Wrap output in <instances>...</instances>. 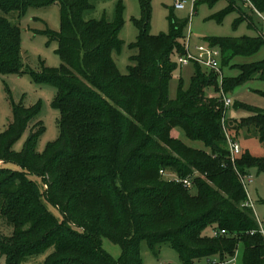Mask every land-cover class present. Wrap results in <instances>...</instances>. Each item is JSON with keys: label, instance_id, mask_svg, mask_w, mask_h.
Returning <instances> with one entry per match:
<instances>
[{"label": "trees", "instance_id": "obj_1", "mask_svg": "<svg viewBox=\"0 0 264 264\" xmlns=\"http://www.w3.org/2000/svg\"><path fill=\"white\" fill-rule=\"evenodd\" d=\"M227 1L229 10H239L240 0ZM90 2L0 0V76L27 74L33 83L54 88L51 107L59 113L58 138L38 153L44 132L36 121L40 104L11 103V122L0 133V220L10 233H0V257L21 264L51 250L43 264H142L145 243L153 255L162 246L174 250L179 264H211L234 260L242 245V264H264V237L241 181L253 167L264 173V158L242 152L232 163L224 132L237 142L241 130H255L264 144V110L247 108L250 117L226 121L222 98L205 94L209 88L219 91L217 75L198 65L188 88L180 84L170 99L172 56L184 54L182 27L170 17L169 32L152 36L147 0H139L141 16L133 20L138 34L129 45L135 54L121 75L113 54L122 47V6L112 23L84 21ZM250 2L264 11V0ZM55 4L60 30L41 34L57 43L61 64L25 69L21 30L9 16L19 21L29 9ZM207 42L220 50L221 66L264 46L261 37ZM233 67L240 76L223 78V93L254 77L264 80V60ZM29 127L23 149L14 152ZM174 129L205 150L174 138ZM32 176L41 179L43 191ZM46 204L58 210L60 220ZM103 238L120 247L118 260L103 251Z\"/></svg>", "mask_w": 264, "mask_h": 264}, {"label": "rangeland", "instance_id": "obj_2", "mask_svg": "<svg viewBox=\"0 0 264 264\" xmlns=\"http://www.w3.org/2000/svg\"><path fill=\"white\" fill-rule=\"evenodd\" d=\"M150 7L149 33L152 36L167 34L170 29L169 18L172 17L182 27V35L188 41V48L191 52L197 47H208L207 39L219 38H257L264 40V11L258 12L250 3H237L239 10H229L227 0H199L192 13L191 5L183 10H175L174 0H147ZM190 1V0H185ZM119 3L122 6L121 18L123 25L119 33L122 42L120 52L113 54L116 67L121 75L127 74L130 65L129 58L135 51L129 49V45L137 38L138 30L133 20L141 16L139 0H91V8L82 13L84 21H101L112 23L116 19V9ZM242 14L248 19L242 18ZM9 20L17 24L21 30V60L23 67L34 72H39L41 64L48 68H58L61 60L57 54L58 45L48 39L42 31L49 30L59 32L60 30V8L58 4L43 8H32L17 21L16 16L10 15ZM184 44L183 40L181 41ZM184 46V45H183ZM177 57L172 56V62L176 64ZM264 60V46L250 57H236L228 66H221V76L217 75V87L205 91L207 97L221 98V78L236 79L240 71L234 65L249 64ZM193 65L179 66L172 73L169 82L168 95L174 99L177 89L182 84L187 89L190 78L193 74ZM203 70H207L202 68ZM231 101V105L225 108L224 119L226 121H240L250 117L252 114L247 108L264 110V80L254 77L245 80L224 93ZM55 98V89L49 86L37 85L32 82L27 74L0 76V133H3L11 122V103L21 104L28 108L37 103L40 104V113L36 121H40L44 132L39 138L36 151L42 153L46 146L56 141L59 135L58 120L59 113L51 107ZM32 125V124H31ZM30 127L24 132L21 138L13 145L14 152H20L29 135ZM172 136L182 141L188 147L205 150L200 142L188 140L180 129H174ZM237 142L241 153L248 152L253 157L264 158V144H262L255 130L250 132L241 130L237 134ZM3 168L18 171L19 168L13 164H5ZM250 182L245 180L244 187L247 198L253 206L255 217L260 224L261 233L264 237V173L259 172L256 167L249 170ZM43 191V183L40 178L30 177ZM168 180V175L163 177ZM49 211L57 218L61 215L56 208L46 204ZM0 220V233L9 236L6 227H3ZM207 236L213 235V231L207 229ZM101 247L112 259L118 260L121 256V249L108 239L101 240ZM142 264H179L177 254L167 246H162L157 255H153L145 243L140 247ZM51 250L34 258L28 259L21 264H43ZM243 247L239 245L235 253V264L243 263ZM0 264H7L3 257H0Z\"/></svg>", "mask_w": 264, "mask_h": 264}, {"label": "built area", "instance_id": "obj_3", "mask_svg": "<svg viewBox=\"0 0 264 264\" xmlns=\"http://www.w3.org/2000/svg\"><path fill=\"white\" fill-rule=\"evenodd\" d=\"M199 0H190L185 1V0H174V8L175 10H183L187 7V5H191L192 8V13H194V6L195 4L198 2ZM243 3H250V0H241ZM252 5V4H251ZM253 7V5H252ZM254 8V7H253ZM255 9V8H254ZM184 54H175V56L177 57L176 60V64H178L179 66H187V65H198L202 68L207 69L208 71H211L213 73H215L216 75L221 76V52L218 48L216 47H197L195 48L194 52H191L188 48V41L184 40ZM223 78H221L222 81ZM221 98H222V102L224 104L225 108L230 107L231 105V101L229 99H227L224 95L223 92H221ZM224 132L226 135V141H227V146L229 149V153H230V160L233 163L235 161V159L241 154V150L239 147L238 142L234 141L227 133L226 130L224 128ZM161 174H163L161 172ZM165 176V174H163ZM169 179L168 180H174L177 181V179L174 176H170L168 175ZM245 180H248L250 182V177H244L241 178L242 183L244 184ZM191 183L190 182H185V187L186 188H190ZM251 204V203H250ZM249 204V205H250ZM252 206V205H250ZM224 233V232H222ZM211 264H235L234 260L228 262V263H218L217 261H212Z\"/></svg>", "mask_w": 264, "mask_h": 264}]
</instances>
